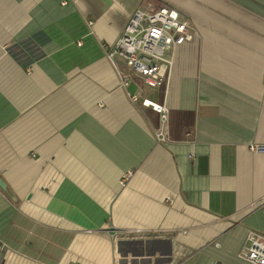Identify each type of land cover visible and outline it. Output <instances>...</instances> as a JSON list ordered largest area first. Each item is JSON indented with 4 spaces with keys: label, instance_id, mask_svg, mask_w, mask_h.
<instances>
[{
    "label": "crops",
    "instance_id": "0c3cea01",
    "mask_svg": "<svg viewBox=\"0 0 264 264\" xmlns=\"http://www.w3.org/2000/svg\"><path fill=\"white\" fill-rule=\"evenodd\" d=\"M148 3L192 39L167 85L122 86L131 70L106 51ZM143 99L167 106L166 142ZM0 182V264H249L264 0H0Z\"/></svg>",
    "mask_w": 264,
    "mask_h": 264
},
{
    "label": "built area",
    "instance_id": "2783aa9c",
    "mask_svg": "<svg viewBox=\"0 0 264 264\" xmlns=\"http://www.w3.org/2000/svg\"><path fill=\"white\" fill-rule=\"evenodd\" d=\"M191 39L188 23L177 11L168 7L153 10L148 3L145 9L133 12L118 40L106 51V58L114 65V58L119 57L130 68V75L118 72L122 86L133 78L142 86L156 89L169 81L172 62L168 53ZM129 99L134 104L139 102L137 94L129 95ZM140 105L159 116L160 128L154 136L158 143L166 142L167 106L147 99L141 100ZM240 257L249 264H264V235L250 232Z\"/></svg>",
    "mask_w": 264,
    "mask_h": 264
},
{
    "label": "water",
    "instance_id": "95a60500",
    "mask_svg": "<svg viewBox=\"0 0 264 264\" xmlns=\"http://www.w3.org/2000/svg\"><path fill=\"white\" fill-rule=\"evenodd\" d=\"M0 189L2 190V191H6V187L4 186V184H2L1 182H0Z\"/></svg>",
    "mask_w": 264,
    "mask_h": 264
}]
</instances>
